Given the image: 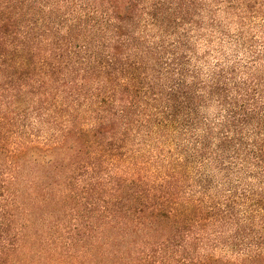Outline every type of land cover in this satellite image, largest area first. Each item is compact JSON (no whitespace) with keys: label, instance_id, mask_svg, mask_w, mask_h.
<instances>
[{"label":"trees","instance_id":"16d2710c","mask_svg":"<svg viewBox=\"0 0 264 264\" xmlns=\"http://www.w3.org/2000/svg\"><path fill=\"white\" fill-rule=\"evenodd\" d=\"M0 264H264V0H0Z\"/></svg>","mask_w":264,"mask_h":264}]
</instances>
